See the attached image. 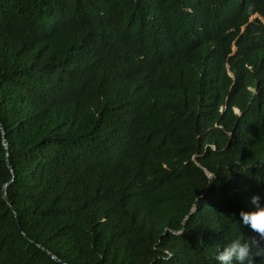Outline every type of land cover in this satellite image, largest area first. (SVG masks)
<instances>
[{"label":"trees","instance_id":"16d2710c","mask_svg":"<svg viewBox=\"0 0 264 264\" xmlns=\"http://www.w3.org/2000/svg\"><path fill=\"white\" fill-rule=\"evenodd\" d=\"M254 194L264 0H0V264H217Z\"/></svg>","mask_w":264,"mask_h":264},{"label":"clouds","instance_id":"9594fccd","mask_svg":"<svg viewBox=\"0 0 264 264\" xmlns=\"http://www.w3.org/2000/svg\"><path fill=\"white\" fill-rule=\"evenodd\" d=\"M262 199L264 197L261 194L252 195L250 202L254 206L253 209L240 210L238 213L239 225L246 226L252 235L246 236L238 231L235 235L229 236L227 243L216 250L217 264H256L257 258L264 260V202ZM169 256L170 253L165 252L159 258L166 262Z\"/></svg>","mask_w":264,"mask_h":264},{"label":"water","instance_id":"95a60500","mask_svg":"<svg viewBox=\"0 0 264 264\" xmlns=\"http://www.w3.org/2000/svg\"><path fill=\"white\" fill-rule=\"evenodd\" d=\"M3 144L6 146V141H5V139H3ZM7 165L9 166V163H8V161H7ZM209 175V177H211V175L210 174H208ZM3 197L6 199V195H5V185H4V187H3ZM56 261H59L57 258H55L54 256H52Z\"/></svg>","mask_w":264,"mask_h":264},{"label":"rangeland","instance_id":"374dc122","mask_svg":"<svg viewBox=\"0 0 264 264\" xmlns=\"http://www.w3.org/2000/svg\"><path fill=\"white\" fill-rule=\"evenodd\" d=\"M254 17H252L251 19H253Z\"/></svg>","mask_w":264,"mask_h":264}]
</instances>
